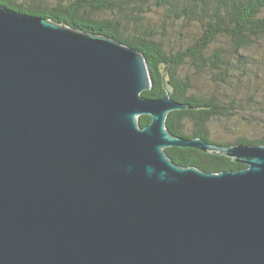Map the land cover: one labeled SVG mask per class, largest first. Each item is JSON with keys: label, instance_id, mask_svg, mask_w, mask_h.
<instances>
[{"label": "water", "instance_id": "95a60500", "mask_svg": "<svg viewBox=\"0 0 264 264\" xmlns=\"http://www.w3.org/2000/svg\"><path fill=\"white\" fill-rule=\"evenodd\" d=\"M165 76L145 98L139 51L0 5V264H264V146L171 135L167 115L196 108Z\"/></svg>", "mask_w": 264, "mask_h": 264}, {"label": "trees", "instance_id": "16d2710c", "mask_svg": "<svg viewBox=\"0 0 264 264\" xmlns=\"http://www.w3.org/2000/svg\"><path fill=\"white\" fill-rule=\"evenodd\" d=\"M7 9L31 16L47 18L90 34L104 35L132 47L143 56L151 78V87L142 92L149 99L165 95L162 74L171 91V99L188 104L195 110L174 111L167 115L166 130L173 136L186 139L210 138L212 119L232 116L214 94L201 95L193 91L192 80L179 76V70L188 66L212 79L224 81L232 75L230 56L243 65L239 52L246 50L264 37V0H0ZM163 8L168 18L187 22L197 28L191 43L176 53L168 54L157 32L144 17L153 9ZM107 14V17H100ZM225 39L232 54L222 53L219 47L209 52L219 39ZM149 116L138 117L140 128L147 126ZM264 130V119H263ZM188 129V133L186 130ZM221 145L246 144L264 146V133L256 139L237 138ZM165 154L176 165L195 167L203 172L238 171L245 166L218 153H203L192 148H166Z\"/></svg>", "mask_w": 264, "mask_h": 264}, {"label": "rangeland", "instance_id": "374dc122", "mask_svg": "<svg viewBox=\"0 0 264 264\" xmlns=\"http://www.w3.org/2000/svg\"><path fill=\"white\" fill-rule=\"evenodd\" d=\"M100 17H107L101 14ZM145 22L157 32L159 40L166 53H176L191 43L197 28L187 22L168 18L163 8L153 9L144 17ZM223 49L222 53L232 54L227 40L221 38L211 47ZM245 61L240 65L236 55L230 56L234 66L232 75L221 81L207 73H199L188 66H183L179 76H188L192 80L193 91L201 95L214 94L224 102L232 116L215 118L209 123L210 138L215 143L231 142L237 138L256 139L263 135L264 119V37L254 46L239 52ZM188 133V129L186 130Z\"/></svg>", "mask_w": 264, "mask_h": 264}]
</instances>
